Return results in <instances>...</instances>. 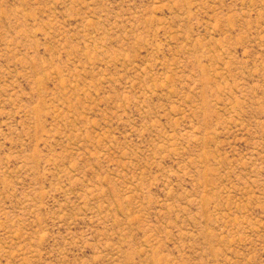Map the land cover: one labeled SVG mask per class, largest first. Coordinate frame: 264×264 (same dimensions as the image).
<instances>
[{"label": "rangeland", "instance_id": "obj_1", "mask_svg": "<svg viewBox=\"0 0 264 264\" xmlns=\"http://www.w3.org/2000/svg\"><path fill=\"white\" fill-rule=\"evenodd\" d=\"M0 264H264V0H0Z\"/></svg>", "mask_w": 264, "mask_h": 264}]
</instances>
